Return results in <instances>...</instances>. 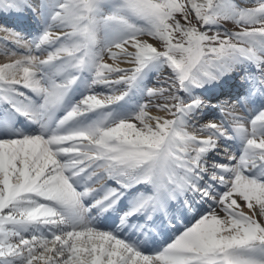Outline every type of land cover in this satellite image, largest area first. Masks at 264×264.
<instances>
[{
    "label": "snow or ice",
    "instance_id": "obj_1",
    "mask_svg": "<svg viewBox=\"0 0 264 264\" xmlns=\"http://www.w3.org/2000/svg\"><path fill=\"white\" fill-rule=\"evenodd\" d=\"M126 3L150 25L146 34H133L104 53H95L97 0H64L53 16L59 29L45 31L35 48L57 42L61 46L47 57L12 54L7 57L11 62L0 64V91L15 92L27 99V105L13 106L21 114L45 123L78 79L72 77L66 83L49 85L39 74L43 65L53 61L66 60L78 71L86 64L94 65V84L112 82L113 74H119L115 82L132 84L149 61L160 57L178 73L167 88L149 90L153 100L167 94L165 103L145 104L134 119L51 138L37 135L0 139V264H264L242 255L243 250L264 246V174L256 178L246 174L264 167V112L247 121L238 104H222L224 121L247 144L237 165L220 166L231 175L212 176L228 189L222 195L197 180L208 171L203 154L217 147L219 135H228L225 122L203 126L214 134L178 127L180 114L201 104L198 98L187 103L179 96L181 90L218 80L228 69L226 61L236 56L256 61L264 70V0L238 14L220 0ZM236 16L237 28L232 34L215 31L209 35L210 29L202 31L197 27L206 29L210 23H223ZM128 27L136 32L133 25ZM0 33L32 52L31 44L18 34L2 27ZM147 38L159 42V50ZM105 55L123 59L131 67L103 63ZM21 88L42 97V104L33 110L34 102ZM122 98L123 95L103 99L88 95L60 124ZM153 107L174 118L150 115ZM62 156L68 159L61 162L58 157ZM85 174L88 180L95 178V183L85 184L83 192L77 191L74 185ZM108 180H115L119 187L105 189V195L91 207L103 205L107 211L122 196L144 184L150 185L152 191L135 193L138 207L126 215L163 208L169 199L186 191L199 194L204 202L210 201V211L163 252L145 255L123 239L89 226L84 219L90 208L83 205V199L103 188ZM52 202L62 206V211ZM189 207L196 210L194 204ZM32 224L64 227L50 236H26L23 228Z\"/></svg>",
    "mask_w": 264,
    "mask_h": 264
},
{
    "label": "bare ground",
    "instance_id": "obj_2",
    "mask_svg": "<svg viewBox=\"0 0 264 264\" xmlns=\"http://www.w3.org/2000/svg\"><path fill=\"white\" fill-rule=\"evenodd\" d=\"M14 1H17V0H14ZM14 1H12V2H14ZM254 1H256V3H259V0H254ZM24 5H28V4H31V3H36V6H38V5H41V1L39 0V1H37V0H22L21 1ZM13 5V4H12ZM13 8V10L15 11V12H21V10H20V8L19 7H17V6H13L12 7ZM20 10V11H19ZM32 13H34L35 12V14H37L38 16H39V19L40 20H43V23L46 25L45 26V29H48V28H50L51 30H58L59 29V26H58V28L56 27V28H53V27H51V26H49V25H51V23L49 22V19L48 18H46L45 16H43L42 15V13L39 11V10H37V9H35V8H32V11H31ZM7 13V12H6ZM19 23V22H18ZM3 26V25H2ZM2 28H5V27H2ZM11 29H13V28H7V30H10L11 31ZM12 33H14V34H17V33H15V32H13V31H11ZM9 40H12V39H9ZM149 40V39H148ZM24 41V40H23ZM149 42L150 43H153L154 44V46H157V43H155L154 41H151V40H149ZM32 46V45H31ZM158 47V46H157ZM3 50L4 51V49H3V44L2 43H0V50ZM118 51L117 49H114L113 51L114 52H116V51ZM129 50H131V49H129ZM3 53L0 51V64H3V63H9V62H11L10 61V59L9 58H7L8 56H10V55H2ZM112 57H109V56H107V57H105L104 58V60L105 61H107V63H109V64H114V61H113V59H111ZM246 62H244L243 64H242V67L240 66L239 67V69H237V71L238 72H241V73H237V76H241V74H243L244 73V69L245 68H243L244 67V65H246L245 64ZM116 66H119V67H121V66H131L130 64H128V63H126V62H124L123 61V59H121V60H119L118 62H117V64H116ZM232 71H234V69L232 68L231 69ZM236 71V72H237ZM230 75H232V74H230ZM229 75V76H230ZM258 77V76H257ZM95 79H96V77H95ZM94 79V80H95ZM95 88L96 87H101V88H103V89H107V90H110L111 88H113L114 86H113V84H112V82H110V83H108V84H94L93 85ZM256 86L259 88V85H257L256 84ZM256 87V88H257ZM105 95L104 94H102V95H99V97L101 98V99H103V97H104ZM114 103V102H113ZM112 104V103H111ZM34 110V109H33ZM261 112H264V106H262V107H259V108H257V109H255L254 111H253V113H252V115L251 116H249V118H248V121H250L251 119H254L255 118V116H257V115H259ZM208 117V116H207ZM10 118H11V116H10ZM16 126L15 125H13L12 127H11V129H14ZM80 127H81V125H80ZM249 127H250V124H249ZM0 128H2V131H7L8 129H7V124L6 123H2L1 124V127ZM209 132L211 133L212 132V130L210 129L209 130ZM239 133V132H238ZM228 137L229 136H234V134H233V131H230V132H228V135H227ZM238 139L239 140H244V141H246V139L245 138H243V137H241V136H239L238 137ZM67 159H68V157H67ZM95 182H91V186L94 184ZM107 187L106 186H104L103 188H100V189H98L97 191H95L92 195L93 196H95V195H98V196H96V197H94L93 198V201H92V205L97 201V200H99V199H101L104 195H105V189H106ZM126 195V194H125ZM124 195V196H125ZM124 198L125 197H121L120 198V200H119V202L114 206V207H112V208H109L104 214H106V213H108L109 215H111V214H113V212H116V208H121L122 206H124ZM98 207H100V208H103L104 206L102 205V206H98ZM241 207H244V205L243 204H241ZM129 210V209H128ZM129 212L131 213L132 211L131 210H129ZM104 214H103V216H104ZM125 216V215H124ZM50 227H51V229L53 230V232H55V233H58L60 230H61V228L62 227H64V226H53V225H49ZM121 226V225H120ZM35 227H36V224H35V226H34V229L32 230L33 232L35 231ZM31 229V226H25L24 228H23V230H25V231H27L28 230V232H29V230ZM38 230H40V228H38ZM33 234H36V233H33ZM179 238V237H178ZM145 255H148V254H145Z\"/></svg>",
    "mask_w": 264,
    "mask_h": 264
},
{
    "label": "rangeland",
    "instance_id": "obj_3",
    "mask_svg": "<svg viewBox=\"0 0 264 264\" xmlns=\"http://www.w3.org/2000/svg\"><path fill=\"white\" fill-rule=\"evenodd\" d=\"M194 21V20H193ZM195 22V21H194ZM220 25V24H219ZM218 25V27H215L214 29H216L217 31H220V32H222V33H225L224 31H223V28H224V26H222L223 28H221L220 26ZM198 27H202L201 25H198ZM203 28V27H202ZM220 29H222V30H220ZM165 97H166V95H165ZM137 127H139V125L137 124Z\"/></svg>",
    "mask_w": 264,
    "mask_h": 264
}]
</instances>
